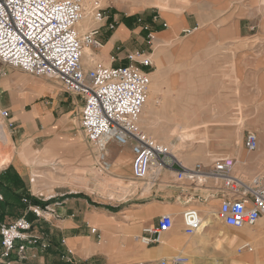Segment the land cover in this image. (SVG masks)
<instances>
[{
	"label": "crops",
	"instance_id": "crops-1",
	"mask_svg": "<svg viewBox=\"0 0 264 264\" xmlns=\"http://www.w3.org/2000/svg\"><path fill=\"white\" fill-rule=\"evenodd\" d=\"M98 1L100 4H105L109 0ZM114 3L117 7H125L132 14L120 12L113 15L114 31L103 42L100 38L102 47L92 49L96 54V61L94 63L83 61V68L89 70L96 65L114 66L116 63L111 62V57L116 56L119 44L127 45L136 34H142L143 38L140 37L141 41H138L141 46L145 38L148 40L150 34L154 70H147V73L157 84L158 89L154 97L156 106L158 100V103H162L158 96L162 93L161 78L168 67L170 55L176 53L177 60L189 56L193 92L191 106L188 108V105L183 104L182 98L175 95L174 113L171 116L173 124L170 128L161 129L162 136H156L155 140L167 144L164 135H168L172 129L199 128L198 133H200L206 127V131L203 132L208 135L207 142L193 147L201 151L193 161L197 159L201 162L196 163L207 161L210 157L208 152L211 151L220 156L211 163L231 156L230 159L235 162L234 173H240L242 177L244 174H253L256 169L261 174L264 173V160L260 163L258 160H251L249 163L250 157L241 149V143L248 132L242 131L244 135L242 137L241 132L239 133V125L244 122L243 118H238L236 129L226 125L231 103L239 101L240 95H246L247 87H250V92H257L258 89V93H263V89L259 87L264 85V0H114ZM139 12L146 13L142 25H137L136 20L138 22L140 20L132 17ZM164 24L166 27H163ZM94 26L96 25L93 24L92 27ZM121 30L126 34L123 35ZM186 30L189 34L182 36ZM130 48L135 49L132 46ZM125 62L117 63L123 65ZM18 74L23 73L14 71L9 73L8 76H11L9 78L0 77V93L7 92L6 85L10 83L9 81L16 82L14 96L18 95L10 97L8 105L0 101V107L7 108L2 110H12L13 121L11 117L8 121L16 123L19 132L16 141L21 144L20 152L14 153V139L11 133H8L14 157L0 169V175L11 169L23 180L24 176H29V171L31 174L36 171L31 167L34 164L23 161V156L28 154L27 151L40 150L46 143L61 136H65L70 144L57 151V158L78 164L86 156L96 157L80 124L77 126L73 119H70L75 112L72 106L77 104L79 121L82 107L80 100L74 98L71 103L61 105L60 97L52 96L50 84L31 82L27 77L20 78ZM175 75L179 78L187 76L186 66L175 68ZM179 85L176 90L182 92ZM49 95L55 98L51 105L44 101L36 102ZM242 97L246 98V96ZM262 99L264 100V97ZM155 106L149 116V123L150 125L154 123L153 126L158 124L159 119ZM54 114L61 116L56 118ZM188 117L195 118L198 124L190 126ZM253 121L262 124L264 128L262 115L257 116ZM143 128H146L145 122ZM256 135L259 140L260 135L257 132ZM38 139H41L42 143L34 147ZM171 139L175 140V138ZM106 151L110 155L107 154V158L110 159L111 169L117 175L126 178L125 174L128 172L126 162L130 157L132 158L130 148L109 143ZM18 154H21L22 158L15 163L14 159ZM226 154L229 156L226 157ZM256 164L259 167L254 169ZM171 176L169 172L159 174L157 181L152 185L153 190L148 197L150 199L152 197V200L149 202L124 207L99 203L84 190H73L69 183L58 181V185L52 187V195L48 197L50 200L46 199L48 201L44 202L45 205L39 206L41 209L48 207L52 213H45L44 219L30 216L29 222L32 227L38 224L35 228L37 231L32 229L29 233L37 239V242L36 245L26 248L24 261H20L19 264H157L159 261L178 255L186 257L189 264L214 262L224 264L226 245L232 244L233 249L236 247L238 249L247 243L251 247L249 241L264 239V218L253 227L235 229L238 231V241L234 239L228 244L227 232L224 229L226 226L213 220L205 227L203 233L186 235L181 216L185 209H196L202 219H213V214L216 213L220 203L219 197L214 196L216 183L206 179L200 184L191 183L192 187L185 190L179 188L184 183L177 188L168 185ZM30 184L33 185L32 181ZM69 186L72 187L71 190ZM39 187L44 191L42 186ZM0 189L7 203L17 204L13 202L16 201V196L13 197L3 187ZM77 194L83 196L76 197ZM150 205L160 207L158 211H153L148 207ZM166 214L172 217V228L161 233L157 243L150 246L142 245L139 238L143 235V229L155 227L158 218ZM239 232H245L247 235L244 237ZM228 250L232 251L230 248ZM214 258H223L224 262ZM253 258L259 260L261 257ZM16 263L17 261H13L11 264Z\"/></svg>",
	"mask_w": 264,
	"mask_h": 264
},
{
	"label": "built area",
	"instance_id": "built-area-1",
	"mask_svg": "<svg viewBox=\"0 0 264 264\" xmlns=\"http://www.w3.org/2000/svg\"><path fill=\"white\" fill-rule=\"evenodd\" d=\"M80 19L78 0H0V64L35 77L55 80L63 92L80 100V128L96 153L97 168L101 171L109 170L106 154L109 143L129 147L134 180L145 181L152 175L154 183L161 172L171 173L179 185L185 181L200 184L211 179L216 183L214 196L220 199L215 215L221 224L242 229L253 227L264 218V176L242 179L234 173L235 162L230 158L218 159L210 165L186 166L142 132L136 122L148 94L150 78L143 69L152 67L151 56L127 53V65H96L85 70L83 48L102 47L100 31L107 17L97 9L92 15L96 26L81 35L77 27ZM113 28L111 24L107 27L108 31ZM148 40H152L150 34ZM116 61L115 56L111 57L112 63ZM0 117L8 121L10 113L1 110ZM244 148L247 152L257 150L256 134L245 136ZM3 200L0 193V202ZM21 201L27 205L26 213L34 214L37 219L52 213L48 207L41 209L29 205L26 199ZM181 216L186 235H194L200 230L202 218L196 209H185ZM172 226V217L162 215L155 227L143 229L139 241L144 246L157 243L160 234ZM31 229L32 224L25 216L10 224H0V264H7L14 254L24 259L26 248L37 242L29 234ZM251 250L246 243L237 249V253ZM157 264H189V260L178 255Z\"/></svg>",
	"mask_w": 264,
	"mask_h": 264
},
{
	"label": "rangeland",
	"instance_id": "rangeland-1",
	"mask_svg": "<svg viewBox=\"0 0 264 264\" xmlns=\"http://www.w3.org/2000/svg\"><path fill=\"white\" fill-rule=\"evenodd\" d=\"M93 5L95 7L94 13L98 9L107 17V22L105 23V26H103V28H101V31H100V33H101L100 38H101L102 42L104 41V39L108 38V36H110L112 34V31H114L115 19H114L113 15L120 14V12H123L126 14H132V13H129L125 7H122V6L117 7L114 3V0H109L105 4H102V3L100 4V2L98 0H90V6H93ZM140 11H142V10H140ZM145 14L146 13L139 12L138 14H135V16H132L133 18L137 17V19L140 20L139 22L136 20L137 25L143 24V18H144ZM110 24L113 25L114 28H113V30L108 31L107 27ZM164 26L166 27L165 24L163 25V27ZM138 30H136V33L138 32ZM188 34H189V32L186 30L185 32L182 33V36H185ZM140 37L143 38L142 34H139V35L136 34L134 38L130 39V41L127 43V45L126 44H124V45L119 44L118 45V50H117L116 56H115L117 58V61L115 62L116 64L114 63L115 64L114 67L122 66L121 64H119L117 62L126 61L125 55L127 53L138 52L140 55L145 53L149 56H152L151 41L146 40V38H145V42H143V45L140 46L138 44V41H141ZM131 46L135 47V49H131L130 48ZM169 59L170 60H169L168 67L166 68L164 75L161 78V83L163 82L162 93H160L158 96V99L160 97V99L162 100V103L161 104L158 103L159 100L156 103V106H155V102L153 103V105L156 107V111H158L157 112V115L159 118L158 124L156 126H153V124H154L153 123V124H151L153 126V128H149L151 126L149 123L150 122V119H149L148 123L145 122L146 128H143L144 122L141 123V126H139L141 128L142 132H144L152 140H155L156 136H162V133L160 132L161 129L170 128V126L173 124L171 116L174 113L175 95L180 96L183 100V104L188 105L189 106L188 108H190V106H191V100H192V93L193 92H192V84H191V80H190V71H191L190 67L191 66L188 63V62H191L190 57L189 56L188 57L183 56L182 59L177 60L176 53H175V54H171ZM83 61L85 63H90V60H83ZM185 62H187V63H185ZM125 64H126V62L123 63V65H125ZM184 66H186L188 75L185 76L184 78H179L178 76L175 75V68H178V67L181 68ZM153 68H154V66H153V61H152V67H149V68H146L143 70H144V72L147 73V70L153 71L154 70ZM14 71H18L20 73L21 72L23 73V74H18V76L20 78L27 77L28 78L27 80H29V81H30V78H36L37 82H39V83L50 84L51 85L50 90L53 91L52 96L57 95L58 97H60V99H61L60 104L61 105L65 106L67 103H71L74 100V98L76 99L75 96L69 95V94L63 92L62 88L60 87V85L55 80L47 79L45 77H35L33 75L24 73L23 71H21L19 69H13L9 66L0 65V77H3V76L6 77L7 76V78H9V77H11V76H8L9 73H13ZM5 77H3V78L5 79ZM38 79H39V81H38ZM7 81H9V80H7ZM9 82L10 83L8 85H6L7 92L0 93V101H2V102L4 101L5 105L9 104L10 97L12 98V97H15L18 95L17 94L14 96V94H15L14 91L16 90V82H14V81L13 82L9 81ZM181 82H182V84H180ZM178 85L180 86L179 89H182V92H178V90H176ZM155 86H156V90H157L158 89L157 84H155ZM259 88L263 89V93H258V89H257V92L256 91L250 92V90H249L250 87H247L246 95H240L239 101L231 103L232 105H231L230 115H229V118L226 119V125L230 126V128L233 129L235 127H238L237 126L238 118H241V117L243 118L244 122L241 125H239V127H240L239 133L241 132L240 133L241 137L244 136L242 134V131H244V130L248 131V132H246L245 136L249 133L256 134V132L258 133V135H260L259 140H258V148H257V151H255V152H247L243 146L244 141H242L243 143H241V149L243 150V152L245 154H247L250 157L249 163H251V160L252 161L258 160V163H260L262 160H264V128H263L262 124H258V123L253 121L254 118H257V116H259V115H262V119L264 120V102H263L264 100L262 99L264 97V85L259 87ZM155 95H156V93H155ZM49 96H45L42 99L37 100L36 102L44 101L45 103H48L49 105H51L53 103V99H55V98H52V96H50L51 98H49ZM147 96L149 97V92H148ZM242 96H246V98L243 99ZM262 102H263V106H262ZM72 107L75 110V112L70 117V119H73L75 124L77 126H79L80 123L78 121V116H77V107H79V105L75 104ZM2 109H7V108L0 107V111ZM8 111H9L10 117L12 119L11 121H13L12 110L9 109ZM189 113H191V112H189ZM54 116L56 118H59V116H61V115L54 114ZM63 118H65V117H63ZM188 119H189V125L190 126L198 124L196 122L195 118L188 117ZM11 121H4L0 117V137L2 135H6V137H8V133L10 132L11 136L14 139V146H15L14 147V153H16V152L19 153L21 150V144L18 141H16L17 137L19 136V132H17L18 129H17L16 123L15 122L12 123ZM204 122H202V123H204ZM10 123H12V127L8 128ZM178 130L179 129H172L168 135H164L165 138L169 139L171 144H174L173 142H175V143L178 142V136H179ZM201 131L202 132H200V134L203 133V131H206V129H203ZM197 132H198V129L195 130V133H197ZM232 135H235V133H232ZM245 136H244V138H245ZM170 138H175L176 141L172 140V139L170 140ZM155 141L157 143H159L157 140H155ZM206 142H207V140H206ZM41 143H42V140L38 139L35 141L33 146L34 147L39 146ZM25 144H27V143H25ZM68 144H70V142H68L66 140V137L61 136V137H58V139H56V140H52V141H49L48 143H46L42 149H40V150L33 149L31 151H27L28 154L26 153V156H23L24 163L34 164V166H31V167L35 168V170H36L32 174L29 171V176L23 177L25 186L29 190L30 195L42 203H44L45 201H48L50 199H48V197L46 196L47 192L40 190L39 186H42L44 189L50 187V189L52 191L53 185H56L58 183V181H62V178L64 177L63 176L64 172H61L62 171V165H59L60 162H62V161L65 162V165H69L68 168H70L71 170H78V168H80L81 164H83L85 162L87 163V161H89L88 164L86 165L87 168L92 166V168H94L95 170L98 169L97 166L95 165V163L98 162L97 157H94L92 154H91L92 155L91 158L94 161H92L90 156H86V158L81 159L80 163H78V164L73 163L72 161H67V159L57 158V155H58L57 151L59 149H63V147H66ZM198 144H203V142H197V140H196V142L194 143V146H196ZM72 147H73V145H72ZM34 151H38V154L34 155V153H33ZM206 151H208V150H206ZM236 151H238V148ZM200 152L201 151L193 149V147H190L189 150L186 148V151L181 152L180 154L184 155L185 158L186 157L191 158V161H189L188 163H191V165H192L196 162H201L200 159L193 161L195 158L192 157L193 154H199ZM208 153H209L210 157L207 158V161H205L206 163H211V161L220 157V156H217L216 154L212 153L211 151H209ZM228 156L229 155L226 154V157H228ZM230 157L231 156H229V158ZM131 161H132V158L130 157L126 162V168L128 169V172L125 174L126 178H123L122 176L117 175L113 171V169H110L111 162H110V159L107 158V162L109 164V170H110L109 175L111 177L120 178L124 181L130 180L131 182L135 183V187L128 194L123 195L122 198L117 199V198H113L112 196L108 197L106 195H102L101 192L98 194L97 190H95V192H92L90 190H84L85 193H88L89 195H91L92 199H95L97 202L102 203V204L107 203L109 205H112L113 207H116V206L124 207V206H129L132 204H135L136 206H138V205L145 204V203L149 202V200H152V197H151V199L148 198L150 193L153 190L152 185L148 186L147 185L148 183H146V181H136L132 178V175L130 173ZM205 162H202V163H205ZM187 165H190V164H187ZM31 167H30V169H31ZM258 167L259 166H257V164H256V167H254V169H256ZM58 168H60V169H58ZM241 168H243V167H241ZM256 170H254L255 172L253 174H248V175L244 174V177L239 175L240 173H237L236 175L240 176L244 180H249V179H251L257 175L264 176V173L261 174L260 172H258ZM49 172L52 174L51 180L45 179V178H48ZM241 172H242V169H241ZM31 180H32L33 185L30 184ZM60 184L61 183H59V185ZM168 185L176 187V188L180 186L178 183L175 182L173 175L168 179ZM69 187H71V186H69ZM191 187H192L191 183L189 181H185L184 184L182 186H180L179 188H181V189L186 188L185 190H188ZM71 189H72V187L70 188V190ZM154 189H156V186ZM181 189H179V190H181ZM145 190H147V191H145ZM19 193L21 194L22 192H19ZM82 196H83L82 194L76 195V197H82ZM3 198L5 199L4 195H3ZM46 199H48V200H46ZM13 202L18 203L19 201L14 200ZM150 202H152V201H150ZM159 207L160 206L157 205V207L153 208V211H155V210L158 211ZM8 210L13 212L12 209H8ZM154 213H156V212H154ZM8 220H11V219H8ZM34 225H35V227H34ZM34 225H33L32 229H33V231H37L35 228L38 224H34ZM32 229H31V231H32ZM224 229L227 232V234H226V243L227 244L230 242L232 243L234 239L236 241H238V239H237V238H239L237 235L238 231H236L235 229L227 228V227H225ZM205 230H206V228H204V231ZM216 230H214V232ZM216 244H217V242H216ZM230 245L229 246L226 245V247H227L226 248V259H230V257H232V258L235 257L236 259H238L247 253V252H243V253L238 254L236 252L237 247L235 249H233L232 244H230ZM28 247H30V246H28ZM251 247H252V245H251ZM228 248H230L232 251H229ZM252 250L253 251H251V253H249V254H252L255 252L253 247H252ZM43 251H45V250H43ZM23 257H24V255H23ZM221 257H225V256H221ZM214 260H222L224 262L223 258H214ZM13 261H17L16 264H19V263H21L20 261H24V259L21 260V259H19V257H16L14 254L13 257H11V259H9V261H7V264H11ZM224 264H226V263L224 262Z\"/></svg>",
	"mask_w": 264,
	"mask_h": 264
},
{
	"label": "bare ground",
	"instance_id": "bare-ground-1",
	"mask_svg": "<svg viewBox=\"0 0 264 264\" xmlns=\"http://www.w3.org/2000/svg\"><path fill=\"white\" fill-rule=\"evenodd\" d=\"M81 7V19L78 22V34H83L86 30L92 27L94 24L92 21V15L94 13L95 7L90 6V0H78ZM123 35L126 34L124 31H120ZM98 56V55H97ZM96 54L94 50L90 47H84L83 48V55H82V61L83 60H90V63H94L96 61ZM100 59V58H99ZM150 78V83L148 86V92L149 97H146V101L142 110V113L140 114L136 124L137 126H141V123L149 121V116L151 109L153 108V103L155 102V93H157L156 86L154 82ZM31 82H37L36 79L30 78ZM148 95V94H147ZM262 122L264 124V120L262 119ZM140 128V127H139ZM206 127H204L205 129ZM141 129V128H140ZM199 128H183L178 130V142L171 144L169 143V139L165 138L167 140V144H162V142L157 143L155 140H153L156 144L165 147L170 153L174 155V157L182 161L185 164H191L188 163L191 161V158H185L184 155H181V152L186 151V148L189 150L190 147H194V143L196 142H203L206 144L207 140V134L205 132L203 133H195V130ZM234 129V128H233ZM236 129V128H235ZM195 133V134H194ZM176 144V145H175ZM11 142L6 135H2L0 137V169L5 166L7 163L11 162L14 154H12L11 148H10ZM34 155L38 154V151L33 152ZM106 154L109 155L108 151H106ZM198 154H193L192 157L195 158ZM110 156V155H109ZM19 158H22L21 154H18L15 156L14 162L16 163ZM87 163L81 164L80 168L78 170H71L69 165H65V162H60L59 165H62V171L64 172V177L62 178V181H65L72 185L73 190H90L92 192H95L97 190L98 194L101 192L102 195H106L108 197L112 196L113 198H122L123 195L128 194L132 189L135 187V183L129 181H124L120 178H114L111 177L109 174V171L103 172L100 169L95 170L94 168L89 167L87 168ZM60 169V168H58ZM111 169V167H110ZM55 175V174H54ZM132 175V173H131ZM45 178V177H44ZM45 179H52V174L49 172L48 178ZM146 183H148V186L153 185L152 175H149L147 179L145 180ZM148 188V187H147ZM186 189V188H185ZM147 191V190H145ZM44 192L46 193V196L49 197L52 195L50 187L44 189ZM124 199V198H123ZM150 209H153L157 207V205H150L148 206ZM216 214V213H215ZM213 214L212 218H204L202 219V226L200 230L197 232L199 234L203 233L204 228L206 226H209L211 224V221H217L216 215ZM241 235L245 237V232H239ZM254 249V253L249 254L251 252H247L242 257L236 259L235 257H230V259H226V264H264V239L259 238L258 241H249ZM253 251V250H251ZM253 257H261L259 260L254 259Z\"/></svg>",
	"mask_w": 264,
	"mask_h": 264
},
{
	"label": "trees",
	"instance_id": "trees-1",
	"mask_svg": "<svg viewBox=\"0 0 264 264\" xmlns=\"http://www.w3.org/2000/svg\"><path fill=\"white\" fill-rule=\"evenodd\" d=\"M1 187L12 194L13 197L16 196L15 199L19 202L15 205L7 203L5 199L3 202H0V224H10L22 216H25V218L30 221V216H34V214L26 213L27 205L21 202L22 199H26L31 206L45 205L30 195L24 181L11 169H7L0 175V188ZM19 192L22 193L20 194ZM8 209H12L13 212Z\"/></svg>",
	"mask_w": 264,
	"mask_h": 264
}]
</instances>
